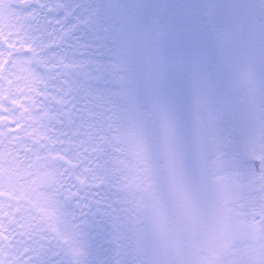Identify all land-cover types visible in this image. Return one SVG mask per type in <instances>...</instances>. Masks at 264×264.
<instances>
[{"label":"flooded vegetation","instance_id":"obj_1","mask_svg":"<svg viewBox=\"0 0 264 264\" xmlns=\"http://www.w3.org/2000/svg\"><path fill=\"white\" fill-rule=\"evenodd\" d=\"M128 2L0 0V264H194L174 203L194 202L197 157L172 156L167 125L153 128L147 154L124 126L103 127L119 116L108 93L119 87L89 67L98 56L122 66L118 46L99 41L109 30L117 39Z\"/></svg>","mask_w":264,"mask_h":264},{"label":"rangeland","instance_id":"obj_2","mask_svg":"<svg viewBox=\"0 0 264 264\" xmlns=\"http://www.w3.org/2000/svg\"><path fill=\"white\" fill-rule=\"evenodd\" d=\"M228 1L234 8H239V4L243 8L240 14L241 25H237V28L234 22L231 23L230 16L236 10H230L229 14L224 2L219 9L222 4L220 0H129L125 3L122 13L126 24L117 27V39L114 43L112 40L110 42L118 46L114 53L125 67L124 72L128 70L135 78L131 77L132 80L128 81L127 85L119 86V90H108L111 102H119L115 108H118L120 113L119 116H103V127L109 123L112 127L116 124L124 126V134L128 136L125 140L138 142L136 149L147 154V146L156 144L151 132L153 128L157 125H167L173 135H178V139L175 140L174 136L169 145L172 144L169 149H172V156L177 157L178 153H182L183 156L197 157L199 175L195 200L191 202L183 196L182 200L176 199L174 203L176 207H182V212L178 215L184 222V229L189 238L191 260L195 253L207 250L218 259H224L227 255L226 258L231 259L233 264L234 256L239 251L237 246H234L240 243V246H244L240 249L239 259L242 256L245 262L249 260L247 264H264V243L261 245L260 241L262 233L258 231L255 236H251L242 223L238 225L235 223L237 220L234 221L235 216L247 224L249 217L255 214V206L260 207L261 211L264 209V0ZM109 5L104 3V6H100L107 14V25L111 17ZM82 9L78 10V13L82 14L81 19L83 14H91L85 8ZM175 12H178L177 16ZM164 16L169 18V24L177 34H190L195 31L198 36H206L205 42L210 44L205 58L211 61L215 57L212 62L214 64L207 71V67L198 69L195 81L199 85L206 76H210L211 80L214 79L211 85L200 86L195 93V83L188 85L184 80L185 75L181 77L180 72L178 77V68L168 59V52L173 47L169 44H184V38L173 37L169 43L165 41L166 38H154L153 35L161 32L159 27ZM225 16H230L226 17L229 24L224 23ZM217 17L221 20L215 29L210 31L211 21ZM222 32H229L231 36L224 39ZM213 38H217L216 50L211 54ZM187 40L190 41V37ZM198 41L200 43V39ZM218 61L221 65L224 62L226 66L214 78L212 74L215 67L218 68ZM188 69H182V73L186 74ZM188 74L191 75L190 72ZM213 93L215 96L217 93L222 94L220 97H223L225 102L224 109L221 108L222 103L214 101L219 95L214 97ZM194 101L200 106L194 104ZM104 102L102 101L103 106L107 109L106 105L111 102ZM144 126L151 132L150 139L145 143L146 139L138 134L141 129L144 130ZM218 130L230 140L224 142L225 137L219 133L216 150L219 148L221 152L228 145L232 149L228 150L230 157L220 164L218 162L214 171L223 173L227 167L234 169L227 180L213 176L215 173L204 172L206 167L210 166L208 170L213 167L210 151L214 149L211 141L213 138L217 139L215 132ZM253 151L258 154L261 152V157L257 158L263 163V171L257 178L254 173H247L245 165L242 166L243 171L239 166L242 160L244 164H250ZM220 155L222 159L223 154ZM222 164H227V167ZM236 165L238 169H235ZM235 180L239 181L240 187ZM192 205H195L194 212ZM229 222L231 224H228ZM249 230L255 231L252 226ZM256 241H260V247L256 245V249H253L251 244ZM168 248V257L175 258L176 247L169 243Z\"/></svg>","mask_w":264,"mask_h":264},{"label":"trees","instance_id":"obj_3","mask_svg":"<svg viewBox=\"0 0 264 264\" xmlns=\"http://www.w3.org/2000/svg\"><path fill=\"white\" fill-rule=\"evenodd\" d=\"M223 2L225 3V5H227L225 9L228 11L229 14L232 10L233 11L236 10V12L230 16L232 18L231 23L234 22V24L236 26L235 28H237L238 27L237 25H241L242 17H240V14H241L243 8L241 7L240 4H239V8H236V7L234 8L233 4L230 1L220 0V3H222V4L220 5L219 9L223 5ZM227 11H225V12H227ZM235 14H237V16ZM230 16L224 17V23L225 24H229V21L227 20L226 17H230ZM220 17H221V15H220ZM220 17H217V19H215V18L212 19V21H211L212 28H210V31L212 29L213 30L215 29V26L217 25V23H219V20H221V19H219ZM99 23L102 24V22H100V21H99ZM169 23H170L169 18L167 16H164V18H162L161 27H159L161 32L159 34H156V33L153 34V35H155L154 38H156V37L164 38V39L166 38L165 41H167L169 43L173 40V37H175V38L178 37L179 39L184 38L183 39L184 44H181L180 42H175V43L172 42L173 45L169 44V46H173V47H172V50L168 52L169 56H170V58H168V59H170L169 61L174 63L175 67L178 68V77L180 76L179 75V72H180L181 77H183L185 75L184 80H185V82H187L188 85L194 84V83L196 84L195 76H197V74H198V69H205L207 67V69H206V71H207L209 68H211L212 64H214L212 62L214 61L215 57L211 61H210V59L205 58L206 53H207L206 52L207 47L209 46L210 42H208V41L205 42L206 36L205 37L198 36V34L195 31H192L190 34L189 33H180V32L177 34L176 31H174V29H172L171 24H169ZM101 27L106 28L104 25ZM207 30L209 31V29H207ZM110 33H111L110 30L107 33H106V31L102 32V34H101L102 37L99 41L100 46L108 45V43L110 42V38L112 37L110 35ZM223 33H224V35H223ZM230 34L231 33H229V32L228 33L222 32V37H224V39H225L226 36H228V37L231 36ZM175 35H177V36H175ZM169 37H171V39H169ZM189 37L191 39L190 41L187 40V39H189ZM198 39H200V43H199ZM216 39L217 38H213V41L211 43L212 44L211 54H213L216 50L215 49ZM94 53H98V52L94 51ZM99 53H103L104 55H107L108 52L104 49ZM104 60H105V58H100L99 56H98V58L93 59L94 64H92L93 66H90L89 69L95 73H92L91 75L94 78H97L98 81L103 86L111 84V80L113 81L114 84L118 85V87L121 85H127L129 80H128L127 76L125 75V72H124L125 69L122 66L118 67L117 69L115 67H108L105 64ZM218 64L220 66L218 65L217 69L215 67L214 74H212L214 78L217 77L216 74H219L221 72V69H223V67L226 66L224 62H223V65H221V62L219 63V61H218ZM187 68H189L187 70L188 72L186 74H183L182 69H187ZM107 70H110L111 72L108 73ZM189 72L191 73V75L188 74ZM192 73H196V74H192ZM206 75H207V73L205 74V76ZM114 76H116V77H114ZM213 80H211L210 76H206V78H204L199 85L196 84L197 89H195V93L197 92L198 88L200 89V86L202 87L205 84H206V86H208V84L211 85V83L214 82ZM217 94H216V96H217ZM221 95L222 94L220 93V95L218 96L219 98H216L214 101L219 102V104L222 103L221 108L224 109L223 106H224L225 102L223 100V97H220ZM216 96L214 94V97H216ZM193 103L200 106V104H198L197 101H194ZM219 133H222V132H219V130H218V132H215L217 139L211 138L212 139L211 142L213 143V149H214V150L211 149V151H210V156H211V161H212L211 165H213V167L209 170H208V168H210V166L206 167L205 169H207V170L204 172L208 173V174L215 173L213 176L219 177V179L227 180L228 178L231 177L230 173L234 170V169H231V167H227V164H222V166H225V168L227 167L223 173L222 172L217 173L214 171L215 168L218 167V165H217L218 162L220 164L222 161H226V159L230 157V154H229L230 152L228 150H229V148L232 149V147L230 145H228V147L227 146L224 147L223 150H221V152H220L219 148L216 150V144H217V141L219 140ZM209 135H210V131H209ZM222 135L225 137L224 142H226V140H230L225 136V134L222 133ZM221 153L223 154L222 159H221V155H220ZM259 153L260 154H258L257 152L253 153L250 164H246V163L244 164V161L242 160L243 163L241 161L239 164V166L241 167L240 170H242L243 169L242 166L245 165L244 167H245V170L247 171V173L249 172L251 175H252V173H254V177L260 176V173L263 171V163H262V160L259 161V159L257 158L258 156L261 157V152H259ZM238 168L239 167L236 165L235 169H238ZM205 169H203V170H205ZM229 169H230V172H228ZM235 182H238V184H239V181L235 180ZM238 184H237V186L240 187V184L239 185ZM258 188L259 187H257V189ZM254 209H255V214L253 216L251 215V217H249V219L247 220V224L246 223L244 224L243 222H241L239 220V217L236 218L235 216H234V221L237 220L235 223H237L238 225H240V223H242V225H244L246 228V232L249 231V234L251 236H255L256 232H258V231L260 233H262L263 236L260 239V241H261V245H263V243H264V209L262 210L263 212L261 210H259L260 207H258V206L257 207L255 206ZM248 221H250V222L248 223ZM250 226H252L255 229L254 232L249 230ZM260 241H256L257 244H256V242L252 243L251 244L252 248L256 249L255 248L256 245H257V247H260L258 244ZM253 244H255V245H253ZM236 246H237L239 251H237L236 255L234 256L233 264H244V263L247 264L249 260H247L245 262V260H243L242 256H241V259H239L240 249L244 245L242 244V246H240V243H239V245L236 244L234 247H236ZM226 257H227V255H225L224 259L220 258L221 259L220 260L218 258L213 257L211 255V253H209L207 250L201 251V252L196 253V255L194 257V264H231V259L226 258Z\"/></svg>","mask_w":264,"mask_h":264}]
</instances>
